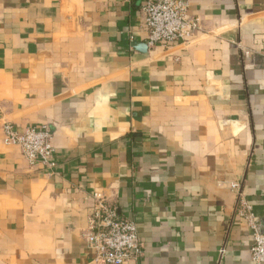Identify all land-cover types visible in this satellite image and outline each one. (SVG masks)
I'll list each match as a JSON object with an SVG mask.
<instances>
[{"label":"crops","instance_id":"crops-1","mask_svg":"<svg viewBox=\"0 0 264 264\" xmlns=\"http://www.w3.org/2000/svg\"><path fill=\"white\" fill-rule=\"evenodd\" d=\"M187 1L201 30L150 48L138 0H0V264H94L95 193L136 224L127 264H252L231 186L264 223V0ZM6 123L48 126L53 168Z\"/></svg>","mask_w":264,"mask_h":264},{"label":"built area","instance_id":"built-area-1","mask_svg":"<svg viewBox=\"0 0 264 264\" xmlns=\"http://www.w3.org/2000/svg\"><path fill=\"white\" fill-rule=\"evenodd\" d=\"M143 16V27L147 33V46L167 47L184 41L201 30L198 18L188 13L187 0H138ZM241 57L250 58V51L237 45ZM3 143L15 145L22 156L31 164L41 163L51 170L53 149L52 133L48 126L40 129H20L10 123L2 126ZM231 188L236 193V216L245 224L252 235L250 257L252 264H264V223L253 211L252 205L243 197L236 184ZM93 207L82 238L92 253L94 264H127L138 262L143 247L133 220L118 216L107 198L101 193L92 195ZM223 250H220V255Z\"/></svg>","mask_w":264,"mask_h":264}]
</instances>
